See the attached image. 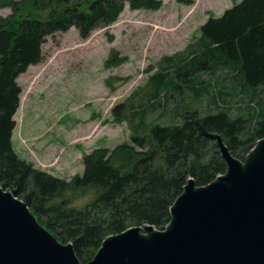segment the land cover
Listing matches in <instances>:
<instances>
[{"label":"trees","instance_id":"1","mask_svg":"<svg viewBox=\"0 0 264 264\" xmlns=\"http://www.w3.org/2000/svg\"><path fill=\"white\" fill-rule=\"evenodd\" d=\"M126 2L133 10L163 5L162 0H0V6L14 10L0 18V186L15 190L60 241L72 242L83 264L109 235L143 224L167 225L186 173L205 185L226 171L215 140L201 126L220 133L242 160L264 137V0H242L221 16H209L200 26L198 43L164 57V69L150 77L152 87L139 101L134 102V92L112 108L115 122L128 123L130 142L86 153L84 172L70 179L22 158L12 142L22 94L19 76L43 61L48 36L76 27L81 38H88L113 24ZM23 11L28 13L21 15ZM220 67L237 71L232 91L240 87L249 95L242 111L232 112L222 92V103L212 97L216 111L192 105L211 88L198 80L200 72ZM113 79H107L108 86H114ZM172 99L178 101L166 122L148 121L162 101Z\"/></svg>","mask_w":264,"mask_h":264},{"label":"rangeland","instance_id":"2","mask_svg":"<svg viewBox=\"0 0 264 264\" xmlns=\"http://www.w3.org/2000/svg\"><path fill=\"white\" fill-rule=\"evenodd\" d=\"M162 1L159 10H133L126 2L113 24L94 30L88 38H81L76 27L47 37L43 61L18 78L22 94L12 142L22 158L70 179L84 172L86 153L130 142L128 123L115 122L112 108L134 92L138 93L134 102L139 101L152 87L150 77L164 69V57L198 43L200 26L209 16H221L242 0H192L189 5ZM13 11L10 6H0V18ZM236 75L231 67L201 71L198 80L204 87L210 85V92L192 105L203 112L216 111L212 102L215 96L220 103L224 97L234 113L247 108L249 95L242 94L240 87L236 93L232 91L237 85ZM111 76L115 87L107 85ZM173 100L162 101L148 121L166 122L178 101ZM86 198L89 196L83 201Z\"/></svg>","mask_w":264,"mask_h":264},{"label":"water","instance_id":"3","mask_svg":"<svg viewBox=\"0 0 264 264\" xmlns=\"http://www.w3.org/2000/svg\"><path fill=\"white\" fill-rule=\"evenodd\" d=\"M215 140L226 171L205 185L188 173L167 225L130 227L107 236L84 264H264V137L242 160L222 135ZM0 264H83L15 190L0 186Z\"/></svg>","mask_w":264,"mask_h":264}]
</instances>
